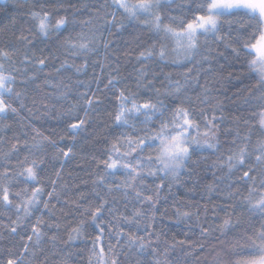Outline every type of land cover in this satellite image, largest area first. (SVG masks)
Instances as JSON below:
<instances>
[{
    "label": "snow or ice",
    "instance_id": "6c2138e0",
    "mask_svg": "<svg viewBox=\"0 0 264 264\" xmlns=\"http://www.w3.org/2000/svg\"><path fill=\"white\" fill-rule=\"evenodd\" d=\"M0 13V264H264V0Z\"/></svg>",
    "mask_w": 264,
    "mask_h": 264
},
{
    "label": "trees",
    "instance_id": "16d2710c",
    "mask_svg": "<svg viewBox=\"0 0 264 264\" xmlns=\"http://www.w3.org/2000/svg\"><path fill=\"white\" fill-rule=\"evenodd\" d=\"M25 10L24 9H16L13 8L10 11L11 18L14 19L17 22V27L25 23V20L27 19L25 16ZM0 22L7 23L6 20H4V16L2 13H0ZM223 51V49H221ZM225 55L227 56L228 53L226 52ZM220 63H224L225 60L223 57L219 58ZM131 66H129V69ZM97 74H99V68H97ZM91 71L87 74V76H81V79H87L91 77ZM231 88V85H229ZM234 90V89H233ZM229 94H231L229 92ZM39 115V113H37ZM37 127H40L42 131H44L46 134H52L51 129L55 128L57 131H59L63 127V121L54 119L52 117H43L42 119H34L32 121ZM10 134V133H9ZM88 137L85 136V139ZM70 143L69 141L61 142V146L64 144ZM102 143V141H101ZM76 148L78 150V155L73 157L70 161L64 162L66 164V167L63 172L64 179L69 181L71 183L73 180L76 182H79L80 179H89V177L86 175V170H90L91 160H90V153L95 152L97 156H99V145H97L95 148L91 145H87L84 143V139L78 140L76 142ZM83 165V167H81ZM71 173V175H69ZM210 178V177H209ZM82 188L84 186H81ZM6 235V234H5ZM7 240H0V245H3L4 243H7Z\"/></svg>",
    "mask_w": 264,
    "mask_h": 264
}]
</instances>
